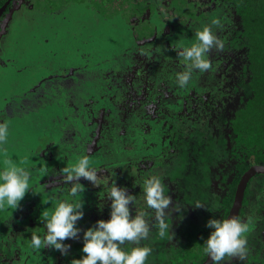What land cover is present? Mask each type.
Instances as JSON below:
<instances>
[{"label":"flooded vegetation","instance_id":"flooded-vegetation-1","mask_svg":"<svg viewBox=\"0 0 264 264\" xmlns=\"http://www.w3.org/2000/svg\"><path fill=\"white\" fill-rule=\"evenodd\" d=\"M29 1L0 0V120H7L11 116L17 99L22 98V105L26 106V110H19L17 118L24 116L26 112L29 116L20 119V122L28 124L33 122L36 113L28 112L27 105L37 106L36 112L42 108L44 112L40 116L47 113L42 104L43 98L45 103L54 101L58 105L59 102L65 104L66 101L72 104L71 107L79 108V96L76 93L87 87L85 84L88 80H93V72L99 70L93 69L86 59V50L84 53L80 51V57L87 63L69 59L67 47L70 43L76 44L78 50H84L83 47L88 46L91 39L84 23L67 17L64 8L58 9L60 11L56 13H48L52 14L51 20H43L42 9L28 5ZM142 2L146 5L145 9L137 7L129 10L128 19L136 21L137 13L146 16L147 20H151L149 32L143 34V40L137 34L132 37V46L123 52L124 59L128 58L124 68L108 69L106 66L97 73L102 74L105 80L110 79L116 83L115 92L122 84L130 89L123 91L120 98H115L111 93L101 94L100 98L92 94L91 99L90 92L86 91L81 102L82 110L65 122V127L84 123L82 133L77 135L79 130L70 133V130L61 127L59 139L71 141V145H75L74 140L77 138L84 140V146L72 147L76 154L74 160L87 155L90 167L99 170L98 175L102 180H108L109 184L114 181L118 186L126 187L128 194L136 195L138 200L142 199V188L138 183L143 177L159 175L164 179L166 191L172 197L171 210L166 213L167 221L172 224V232L168 237L160 238L153 229L150 238L141 241L142 245L154 247L155 253H150L152 260L148 259L147 264H174L171 258L166 257H170L172 251L178 252L177 248H203L204 234L213 230L207 226V221L213 217H231L234 211L237 217L249 225L246 255L243 260L237 257L236 264H249L250 255H257L262 260L264 243L259 238L264 240V223H260L259 216L254 213H257L259 207H264V160L259 158L256 161H245L246 158L235 156L237 150L233 125L240 103L239 89L249 83L253 73L250 64L248 65L249 47L238 39L235 32L236 19L233 11L221 0H141L140 3ZM66 3L60 7L67 6ZM148 5L152 7L146 14ZM118 10L119 18H123L121 16H124L126 10ZM213 19L219 20V24L212 25ZM39 21L40 27L37 24ZM84 25L88 26L86 23ZM206 25L214 27L224 48L212 49L207 54L212 68L205 73L193 72L189 84L180 88L175 82V76L177 72L184 70V65L177 55V49L181 45L190 46L195 41V31ZM24 37L32 41L28 48L20 40ZM64 37L68 46L61 49ZM44 47L48 48L43 51ZM73 47L75 46L70 48ZM50 50L53 51L49 52ZM104 51L105 49L102 52L106 53ZM34 52L37 60L30 54ZM45 52H48L47 58ZM95 53L93 54L96 56L102 55L99 51ZM23 59H27L26 63L21 62ZM118 76L119 85L116 81ZM60 89H63L62 93ZM53 92L56 94L53 95ZM46 94H51V97ZM32 97H37L38 101L31 103ZM105 98L106 104H103ZM98 100L102 103L100 106ZM94 105L97 109H93ZM94 111H97L98 116ZM149 119L161 122L163 128L165 125L167 128L172 125L173 129L163 132L158 137L159 147L148 150L146 154L143 152V155L136 158L124 154L128 151L126 143H138V147L144 148L151 139L147 136L146 143L135 139L139 127L146 135L155 131L151 125L145 124L144 121ZM140 121L144 124L140 125ZM15 126L14 123L10 124L11 135L19 132L14 130ZM66 133L74 137L69 140ZM119 137L124 141L118 145ZM59 141H52L43 148H37L36 143L31 146L35 147L32 151L34 165L37 163L38 167L42 166L38 168L41 176H35L36 180L32 183L41 189L36 192L29 189L26 193L28 196L16 212L17 216L11 217L8 219L9 223L4 224L2 230L5 234H0V264H71L72 259L81 258L78 251L83 247L84 230L99 219L110 218L111 200L105 195L104 186L97 187L80 178L81 183L90 185V190L80 196L84 202V215L77 222L81 232L78 238L64 241L70 245L67 254L53 247L33 250L23 236L10 240L9 246L4 245L5 240L10 239L12 227H15V233L21 234L31 229L28 220L25 228L18 224L26 221L25 215L30 221L36 220L40 235L43 236L46 232L41 220L43 211L47 210L49 203L63 199V196L55 197L53 193L70 188L63 180L62 167L57 165L69 145L65 143V147L59 148ZM225 146L229 150H223ZM127 157L141 159L126 163L123 160ZM118 161L121 165L115 164ZM240 163L250 166L242 175L232 169L238 170L236 166ZM46 167L52 171H45ZM140 168H144V171ZM49 190L50 193L47 192ZM197 202L204 205L196 207L194 204ZM130 209L135 216V206L130 205ZM262 210L259 213H264V209ZM199 255L203 258V250ZM207 259L206 255L201 264ZM183 262L185 259L181 261Z\"/></svg>","mask_w":264,"mask_h":264},{"label":"clouds","instance_id":"clouds-1","mask_svg":"<svg viewBox=\"0 0 264 264\" xmlns=\"http://www.w3.org/2000/svg\"><path fill=\"white\" fill-rule=\"evenodd\" d=\"M211 24L218 25L219 20L213 19ZM214 48L223 50L224 44L212 27L206 25L195 31V41L190 46L181 45L177 49L184 65V70L175 76L180 88L189 84L193 72L205 73L212 68L207 54ZM9 135V121L0 120V152L6 150ZM3 165L0 168V211L15 210L29 189L34 190L31 183L33 172L24 161L14 163L4 159ZM98 171L90 167L87 155L61 169L64 182L70 185L68 197L58 200L51 210L43 211L41 220L46 232L43 236L33 233L29 247L33 250L53 247L67 254L70 245L64 241L78 238L81 232L77 222L84 215V202L80 198L84 191L80 178H84L94 186H104L105 195L111 200L110 218L99 219L84 230L83 256L72 259L71 264H147L152 249L142 245L141 241L148 240L153 229L160 238L168 237L172 232V224L166 218V213L171 210L172 197L166 191L164 179L159 175L143 177L138 183L142 188V199L138 200L136 195L128 194L126 187L102 180ZM130 205L135 206V216ZM194 205L201 207L204 203ZM207 226L213 230L203 243V253L211 258L212 264H223L233 257L245 258L248 223L237 216L213 217L207 221ZM126 244L129 247H125Z\"/></svg>","mask_w":264,"mask_h":264},{"label":"rangeland","instance_id":"rangeland-1","mask_svg":"<svg viewBox=\"0 0 264 264\" xmlns=\"http://www.w3.org/2000/svg\"><path fill=\"white\" fill-rule=\"evenodd\" d=\"M83 1V2H81ZM141 0H30L29 2H27L28 5L31 6H36V8H41L42 9V15L44 16L43 20H51L52 19V14H48V13H52V12H57L60 11L58 9H63L64 10V14L67 15V17L71 18L72 20L74 19H78L82 22V24L86 23L88 26L84 25L85 27H87L86 30L89 29V34L91 35V39H89L88 41V46L87 45H83V49L84 50H79L77 49V45L74 43H70L69 46L67 44V42H64L66 40V36L63 38V42L61 44V49L67 48L69 49L68 53H70L69 55V59H77L79 61H82L83 63L87 61L85 59H82L80 57V51H82V53L85 52V50L87 51L88 57H86V59H88L93 67V69L95 68H99V72L96 70L95 72H93V80H88V82L85 84V86L87 85V87H85L84 89L81 88V90L76 93L79 96V108H74L73 106L71 107L72 104H70L69 102H65V104H61L60 102L57 104H54V101H50L49 103H45L46 100L43 98L42 100V104L45 105L46 108V114H44L43 116L41 115V112H44L43 109L39 108L36 112V107L37 106H31V104L27 105L28 107V112L30 111V113L35 114L36 113V117L33 120V122H31L30 124L28 123H23L20 122V119L24 118V117H28L29 115L26 114V112L23 114L24 116H19L17 118V114H19V110H26L24 109V107L22 105V98L17 99V104L15 106V108L12 109L13 114L8 117L7 121H9V123H14L16 126L13 127L14 130H19V132L15 133L13 135H9V142L8 145L6 147V150L4 152H0V168H2L3 165V161L4 159H10L11 161H13L14 163H19L20 161H24L26 163V165L28 167H30L32 169L33 172V176H32V181L36 180V177L41 176L40 172H38V168H41L42 166L38 167V164L33 163V158H32V151L34 150L35 147L31 146L33 144L36 143L37 148L41 147H45L48 143L50 144V142L55 141L56 143L59 141V143L57 144L59 146V148L61 147H65L67 143L69 146V150L68 148L66 149V152L64 154V157L59 160L57 162V165H60L62 167V169L64 167H67L69 164L74 163L76 160H74V156H76V154L74 153L75 151L72 149V147L76 148L79 146H84L86 143L84 140L77 138L76 140H74L75 145H71V141H63L61 140V138L59 139V130L61 127L67 128L65 127V122L66 120H69L71 117H75L77 115L78 111H81L83 108V98L84 96H86V91L90 92V97L92 99V96L94 95V97L98 96L100 98L101 94H105V95H113L115 96V98H120L121 94L123 93V91H126L127 88L130 89L128 86L122 84L118 87L117 92H115L114 88L117 89V85L115 86V82L113 80L110 79H106L103 77L102 74L97 75V73H100V69H105L106 66H108V69H113V68H124L125 67V63L128 61V58L124 59L125 55L123 54L124 51H126L125 49H127L128 47L132 46V37H134L135 34H137V36L140 39H144L143 34L148 33L149 30L148 28L151 26L149 24V21L151 20H147L146 16H142L141 14L137 13V20L132 22V20L128 19L129 17V10H133V8H141L142 10L145 9L146 5L142 3H140ZM69 6H68V4ZM25 3V2H24ZM66 3L67 6L65 7H60L61 5H64ZM26 4V3H25ZM175 5L177 4L176 2L174 3ZM79 6V7H77ZM84 6V7H83ZM88 9H86V8ZM149 9L147 10L148 14L150 12L151 9V5H148ZM125 9L126 12H124V16H121L123 18H119V13L120 11L118 9ZM154 8V6H153ZM119 12V13H118ZM122 19V20H121ZM129 21V22H128ZM141 21V22H140ZM126 22V23H124ZM40 21L37 22L38 26L40 27ZM71 24V23H70ZM81 24V23H80ZM73 25V24H71ZM134 27V28H133ZM213 31H214V27L211 26ZM132 30V31H131ZM83 34H85V30H83ZM221 32V31H220ZM16 38H19L18 36H16ZM131 39V40H130ZM136 39V36H135ZM20 40L23 41V45L28 48L29 45L32 44V41H30L28 38H21ZM81 42V41H80ZM82 43V42H81ZM80 43V44H81ZM86 43V42H85ZM84 44V42H83ZM71 46H75L72 49L70 48ZM45 48L48 47H44L43 51H45ZM54 48V46H53ZM82 48V47H81ZM71 49V50H70ZM76 49V50H75ZM103 49H105L106 53H103ZM73 50V51H72ZM53 50H50L49 52H51ZM72 51V53H71ZM102 55H94L96 54L95 52H98ZM104 51V52H105ZM47 53L46 54V58H47ZM94 53V54H93ZM98 53V54H99ZM32 54V56H35V60H37V54L36 52L34 53H30ZM60 55V54H58ZM55 56H53L54 58ZM101 60V61H100ZM27 59H23L21 60V62L26 63ZM70 61V60H69ZM59 62V61H58ZM71 62V61H70ZM72 63V62H71ZM97 65V66H95ZM122 71V70H121ZM89 75V73H87ZM117 80V84L119 85L120 83V78L119 76L116 78ZM94 81V82H93ZM84 84V83H82ZM64 89V88H63ZM60 89L59 91L62 93ZM53 91V90H52ZM74 91V90H73ZM39 92V91H38ZM56 94L55 92H53V95ZM93 94V95H92ZM46 96H48V94H46ZM49 98L51 97L48 96ZM37 97H32L30 98V102H36L38 101L36 99ZM59 98V97H58ZM106 99H103V104H106ZM109 101V100H108ZM99 105L100 106L102 103L98 100ZM110 102V101H109ZM82 104V105H81ZM86 104L84 103V106ZM39 107H42L41 104H39ZM93 109H97L96 105L93 106ZM23 112V111H22ZM97 111H94V113L97 115L96 113ZM26 114V115H25ZM60 114V117H58V115ZM13 119V121H12ZM17 119V120H16ZM64 119V120H62ZM147 121V120H146ZM144 121L146 125H151V127L155 128V131L152 132V134L150 133L149 135H146L145 133H143L142 128L137 131L136 136L137 142H142V143H146L147 140H145V138L148 136V138H151L150 140H148V142L146 143V145L143 147H138V143L134 144V143H126V148H127V152H124V154H127L128 156L130 155V157H137V156H141L144 154H146V152L148 150H152L154 149L156 146L159 147V141H158V137L161 136V134L167 133L171 131V129H173L172 125H168L169 128H167V126L165 125V127H161V122H157L154 120H150L149 121ZM143 121H140L139 124L142 125L144 124ZM169 124V123H167ZM55 125V126H54ZM72 127H68L67 130H70L68 132L70 133H74V131H71ZM167 128V129H165ZM161 130V132H160ZM70 133H66V138L71 140V138H73L74 136L71 135ZM173 133V131L171 132ZM122 134H120L121 136ZM39 141V144H38ZM123 138L118 139V145L122 144L123 142ZM38 144V145H37ZM54 148V147H53ZM141 159V158H139ZM139 159L133 160L130 158H125L123 161L126 163H134V161H139ZM133 160V161H131ZM131 161V162H130ZM145 161V160H144ZM120 163V161H118L117 163H115L116 165H118ZM121 165V163H120ZM59 168V166L57 167V169ZM44 169V168H43ZM52 171L50 168L46 167L45 171ZM141 171H144V168L141 169ZM55 173H57L55 171ZM82 180V179H81ZM86 180V179H84ZM31 181V183H32ZM90 182H88L89 184ZM84 184V191L81 192L80 196L85 195L86 193L84 192H88V190H90V185H85ZM91 185H94L93 183H91ZM32 186L34 188V190H40V186H36L35 183H32ZM47 189V188H46ZM48 193H50V190L47 191ZM83 193V194H82ZM55 195V197H58V195L63 196L62 198L65 199L68 197V192L65 191H60V192H56L53 193ZM28 195L25 194V197L20 201L19 206L15 209H7L4 211H0V234H5V232L2 230L4 224L9 223L8 219H11V217L17 216L16 212L18 211V209L21 206V202L27 197ZM57 202L54 201L53 204L49 203L46 207V209H52L54 207V204ZM26 217L24 218L26 221H22L19 224L20 227H26V223L27 220L31 223V229H27L25 232H21L20 233H15V227H12V231L9 234V238L5 240L4 245L5 246H9L11 245V243L9 242L10 240L14 241L17 237H21L22 236L24 238H26V241L28 244H30L31 241V236L33 233H38L41 234V232L38 229V225L36 223V220L34 219V221H30L28 216L25 215ZM35 224V226H34ZM80 234V233H79ZM2 239V238H1ZM152 249V248H151ZM160 249V248H159ZM79 257L83 256L82 253V248L79 249L78 251ZM151 259V254L149 255V258ZM152 260V259H151ZM236 260L237 257H233L230 260H226L225 262H223V264H236ZM11 261V260H10ZM148 261V260H147ZM155 261V260H153ZM18 262L20 263V260H18Z\"/></svg>","mask_w":264,"mask_h":264},{"label":"trees","instance_id":"trees-1","mask_svg":"<svg viewBox=\"0 0 264 264\" xmlns=\"http://www.w3.org/2000/svg\"><path fill=\"white\" fill-rule=\"evenodd\" d=\"M221 1L233 11V16L236 19L235 32L238 39L249 47L247 51L248 65L250 64L253 73L249 83L242 85L239 89L240 103L236 112V122L233 125L237 150L235 156H242L243 159L246 158L245 161L249 159L256 161L259 158L264 160V0ZM226 147L223 150H229ZM249 167V165L240 163L236 166L238 170L232 169L235 170V173L239 172V175H242ZM262 209H264L263 206L258 208L256 214L254 213V215L259 216L258 221L260 223H264ZM259 211L261 212L259 213ZM210 233L211 230H208L204 234L203 243ZM259 240L264 243V240L260 238ZM147 246L152 248L151 254L155 253L153 246L149 244ZM125 247H129V245L126 244ZM201 250L203 248H177L178 252L172 251L170 257H166L165 254L164 256L168 259L171 258L174 264H201L206 257L204 254L203 258H200L199 252ZM250 256L249 264H264V258L260 260L257 255ZM181 259H185V262L181 263Z\"/></svg>","mask_w":264,"mask_h":264},{"label":"water","instance_id":"water-1","mask_svg":"<svg viewBox=\"0 0 264 264\" xmlns=\"http://www.w3.org/2000/svg\"><path fill=\"white\" fill-rule=\"evenodd\" d=\"M66 127L68 128V127H71V126H66ZM83 128H84V123H76L74 126H72L71 129L74 132H76V131L79 130V132L77 133V135L78 134L80 135L82 133ZM231 216H236V212L235 211L232 212ZM40 263L42 264V262H40ZM27 264H30V263L28 262ZM204 264H212L211 258H208Z\"/></svg>","mask_w":264,"mask_h":264}]
</instances>
